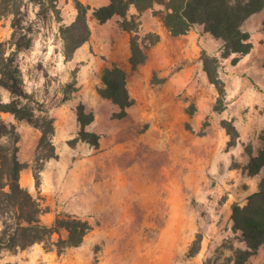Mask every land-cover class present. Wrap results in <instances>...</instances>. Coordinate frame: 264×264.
I'll return each instance as SVG.
<instances>
[{"label": "rangeland", "instance_id": "rangeland-1", "mask_svg": "<svg viewBox=\"0 0 264 264\" xmlns=\"http://www.w3.org/2000/svg\"><path fill=\"white\" fill-rule=\"evenodd\" d=\"M59 8L60 21L53 13L38 15V6L26 3L23 26H32L31 46L19 50L16 61L23 87L37 104L23 102L34 109L39 103L59 123L54 139L59 157L41 160L43 150L33 147L40 131L11 114L2 116L25 137L19 158L27 168L20 183L25 187L27 174L33 178L27 189L45 209L42 221L52 224L69 214L88 220L92 230L80 246L62 254L42 243L2 249L0 264H236L248 247L232 229V206L243 205L261 178L247 174L246 166L264 147V12L245 26L252 52L236 65L234 56L221 59V98L203 55L220 57L223 44L203 26L172 36L161 14L144 12L135 28L139 41L146 45L149 33L160 39L146 50V62L131 71L122 19L101 24L92 7V36L78 55L66 59L59 27L72 23L77 10L73 0H60ZM134 14L131 9L129 19ZM13 33L12 17L0 18V49L7 55L14 51ZM128 34L130 49L136 33ZM117 44L121 56L114 58ZM113 65L129 71L127 87L135 99L124 118L98 94L105 67ZM74 78L79 91L63 102L65 85ZM0 96L6 102L14 98L2 86ZM80 102L94 113L87 129L99 135L98 150L67 144L79 131ZM244 264H264V246Z\"/></svg>", "mask_w": 264, "mask_h": 264}, {"label": "trees", "instance_id": "trees-1", "mask_svg": "<svg viewBox=\"0 0 264 264\" xmlns=\"http://www.w3.org/2000/svg\"><path fill=\"white\" fill-rule=\"evenodd\" d=\"M30 1L38 6V15L44 16L53 13L60 21V0H0V18L12 17L14 33L11 45L14 51L6 54L0 49V86L9 90L14 97L6 102L0 96V252L2 249L12 251L19 248L26 249L37 243H42L47 249H54L62 254L69 247L80 246L92 225L88 220L77 216L65 214L56 218L52 224H45L41 216L45 209L39 198L20 183L21 172L27 164L19 158L21 136L14 123L3 118L4 113L11 114L16 120L26 121L41 132L38 149L43 150L41 160L57 159L56 145L53 138L56 133L55 119L48 114L44 106L34 109L30 100L37 101L27 93L23 87V76L16 64L18 51L31 46V27L23 26V8ZM77 15L70 24L59 27L64 44L66 59H72L76 51L87 43L91 37L89 25V11L91 7L80 0H73ZM159 7L158 10H155ZM131 9L136 14L130 16ZM152 10L155 14L162 15V21L172 36L186 35L193 27L203 26L205 31L223 44L221 56L203 55L204 70L209 81L215 85L220 97H224V83L219 76L221 59L231 56L232 65L250 54L254 48L251 33L245 28L253 16L262 15L264 0H109L105 6L92 8L93 16L99 23L104 24L115 16L121 20V28L134 35L130 38L131 56L129 58L131 71H136L148 58L146 50L155 45L160 37L149 33V42L143 45L135 29L137 20L144 12ZM138 15V16H135ZM147 40V39H146ZM127 69L113 65L106 67L102 74L103 87L98 88V94L103 99L111 101L119 108L117 116L124 118L129 108L134 106L135 99L127 87ZM79 87L74 78L65 85V94L62 99L66 102L70 95L77 93ZM36 111L41 114L37 115ZM76 117L79 124L77 135L68 140L70 147L79 143H87L93 149L100 148L99 135L87 129L95 116L82 102L76 106ZM247 174L261 175L257 188L251 192L246 202H238L232 206V229L238 233L247 244L248 254L236 261L244 264L245 259L254 255L264 246V147L252 155L247 166ZM65 231L66 238L61 235L57 241L53 240L55 234Z\"/></svg>", "mask_w": 264, "mask_h": 264}, {"label": "crops", "instance_id": "crops-1", "mask_svg": "<svg viewBox=\"0 0 264 264\" xmlns=\"http://www.w3.org/2000/svg\"><path fill=\"white\" fill-rule=\"evenodd\" d=\"M80 1H82L84 4H86V5H90L92 8H98V7H102V6H98V4H97V1L96 0H80ZM108 3H109V0H108ZM107 3V4H108ZM105 6V5H104ZM115 18H119L118 16H115V17H113L112 19H115ZM112 19H110L109 21H107L106 23H104V24H108V23H111L112 22ZM126 31H124L123 30V33H125ZM126 36H125V40H126V45H125V47H127V59H128V62H129V58H130V56H131V49H129V34L127 33V34H125ZM91 36H92V31H91ZM252 36V35H251ZM92 41V40H91ZM85 45V44H84ZM83 45V46H84ZM83 46H81L77 51H76V53H75V55H78V53H79V51L82 49V47ZM115 47H117V49H115V57L114 58H117V57H119V56H121V50H120V47H119V44H117V46L115 45ZM249 55V54H248ZM247 56V55H246ZM107 67H109V66H107ZM106 68V67H105ZM6 114H8V113H4L3 115H6ZM59 123H58V121L57 120H55V128H56V133H55V135L56 134H58V128H59ZM77 132V131H76ZM39 133V132H38ZM40 135H41V132L39 133V134H37L36 136H35V138H34V141H33V147L34 148H36V146H37V144H38V141H39V137H40ZM54 139H55V136H54V138H53V141H54ZM24 140H25V137L22 135L21 136V140H20V144L22 145L23 143H24ZM30 145H32V144H30ZM24 176V175H23ZM25 180L23 181V184H24V186L26 187V188H28L29 190H32V187L34 186V181H33V178L29 175V174H27L25 177Z\"/></svg>", "mask_w": 264, "mask_h": 264}]
</instances>
